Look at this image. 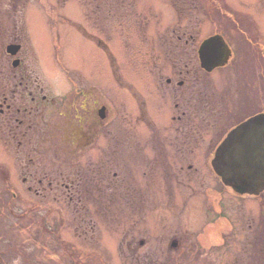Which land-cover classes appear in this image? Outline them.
<instances>
[{
    "label": "flooded vegetation",
    "instance_id": "1",
    "mask_svg": "<svg viewBox=\"0 0 264 264\" xmlns=\"http://www.w3.org/2000/svg\"><path fill=\"white\" fill-rule=\"evenodd\" d=\"M94 2L96 10L93 9L92 14L95 16L86 17V24L92 20L95 33L99 35V14L104 3L102 0ZM179 15L181 22L172 29L171 36L160 43V53L164 54L165 60L171 59L170 65L162 64V55L153 57L157 52L150 45L146 18L143 28H139L145 35L147 63H152L156 69L150 70L156 76L151 79V84H145L143 88L122 84L117 59L106 52L110 55L118 83L115 92L118 94L119 90L128 95L122 94L116 107L97 84L85 80L77 71L66 72V86H62L64 95H54L49 83L40 82L29 63L23 18L8 23L6 14L1 13L0 56H5L0 59V179L9 186L14 175L15 182L22 188L19 194L10 190L12 199H23L25 194L32 201L30 214L35 218L33 224L36 223V227L33 226L35 232L29 238L33 243L45 244V236L49 238L56 233L55 224L63 230L68 229L64 233L70 241L62 242H72V245L63 244L71 245L69 258L63 260L65 264L100 261L110 264L108 257L99 253L104 251V241L97 240L101 234L98 224L105 217L115 219V213L121 207L120 204L116 206L117 201L124 204L127 218L125 224L114 226L117 231L122 229L124 234L118 247L116 241L109 242L115 243L117 264H264L262 229L255 235H246L245 240L238 243L244 248L254 246L256 257L215 256L217 248L231 244L232 231L228 227L215 226L212 212L215 214L217 210L212 207L221 196H226L224 201H228L230 193L225 192L232 190L223 186L226 191L222 192L196 175L199 170L195 168L196 162L203 160L200 166L206 168L207 164L214 174L212 161L225 137L247 120L264 113L262 106L243 114L250 100L245 101L242 90L245 87L247 90L245 84H256L262 93V80L259 83L257 79L264 75V52L257 53L256 65L249 64L251 60L248 62L245 58L243 62L247 66L242 67L238 65L239 58L235 59V50L223 35H199L196 19ZM79 31L85 41L104 50L102 41L90 33L87 26L79 27ZM214 37H221L226 50L219 45L210 46L206 51L202 49L203 44ZM240 53L239 49V56ZM249 53L252 57V51ZM232 69L237 72L235 76L228 73ZM239 71L244 73L247 82L238 80ZM221 76H226V80L216 87L218 83L212 78ZM254 76L257 82L252 81ZM142 89L159 103L158 107H165L163 123L159 118L152 119V105L150 109L138 96ZM232 90L236 91L234 95L230 93ZM261 93L250 96L256 105L263 99ZM133 100L137 102L138 112L129 105ZM197 153L201 157L196 156ZM187 154L190 159L186 158ZM158 180L162 181L160 188L168 196L162 205L167 207L165 202L168 201L170 204L163 216L156 215ZM193 180L200 188H207L198 197L191 196L185 201L186 207L179 208V187L183 184L195 193ZM219 182L221 184L220 179ZM232 194L235 198L254 199L233 191ZM194 199L201 206L206 205L199 213L198 230L190 223L179 224L185 221L183 215ZM44 218L52 224L45 226L41 221ZM248 230L252 231L253 226H248ZM215 232L228 242L218 240ZM36 235L38 238L43 236V240L35 241ZM99 244L102 246L98 252L93 247ZM87 247L94 249L90 251L96 257L88 256ZM200 249L208 250L210 256L197 257ZM9 254L8 251L5 253L6 259L1 258L2 262H13V257L7 256Z\"/></svg>",
    "mask_w": 264,
    "mask_h": 264
},
{
    "label": "rangeland",
    "instance_id": "2",
    "mask_svg": "<svg viewBox=\"0 0 264 264\" xmlns=\"http://www.w3.org/2000/svg\"><path fill=\"white\" fill-rule=\"evenodd\" d=\"M102 1L104 4L99 14L101 17V24L98 35L95 33L96 31L94 29H96V27L92 20H88L90 23L86 24V17L95 16L92 14V10H96L94 0H0V17L1 13L6 14L8 19L5 18L7 20L6 22L10 23L14 19L17 21L19 18H23V28L26 34L25 41L28 43V53L31 59V61L29 59L28 61H30L29 63L32 64L36 70L40 82H43V84L49 83L53 94L56 96H62L65 93L62 86H66V72L77 71L85 80L97 84V86L103 90V94L111 99V101L113 100L112 103L117 107L123 95L126 93H121L119 90L118 94L115 92V87L118 83L114 78L113 63H111L110 55L106 52H109L117 59L116 64L120 66V68H118V74L121 77L122 84H129L141 88H143L145 84H151V79L154 80L153 78L156 76L151 74L150 70L154 71L156 69L152 63L151 65L147 63L149 61L146 56L147 45L142 29L145 18V23L148 26L147 31L150 37V45L152 44V49L157 52L153 57L158 58L159 55H162V64H171V59L169 60V58H167V60H165L166 57L164 54H161L162 52L160 53V43L164 41L163 38L170 37L172 29L176 28L181 22V20H179V13L192 17L194 20L196 19L199 35L207 36L208 34H220L224 36L226 41L229 40L230 46L235 50V59L239 58L238 65L242 67L247 66V63L243 62L245 58L248 62L249 59L252 61V63L250 61L249 64L256 65L257 59H259L257 53L262 54V52H264V0ZM15 12H18L17 15H15ZM82 26H87V30L90 33L92 32L95 36H98L102 41L104 50H99L94 44L83 39L81 36L82 33L79 31V27ZM140 26L142 27L141 30L139 29ZM245 39H247V41ZM1 48L2 41L0 40V52ZM239 49L241 50L240 56ZM250 51H252V57L250 56ZM4 56L5 55H3V57L0 56V59L4 58ZM117 65L116 67H118ZM262 65L264 66V55L262 56ZM228 73L234 76L237 74L233 69L228 70ZM238 74V80L241 83L248 81L244 73L242 75V72L239 71ZM225 80L226 76L212 78V81L218 83L215 84L216 87L222 86V81L224 82ZM257 80L259 83L262 80L260 83L262 93L259 91V86L256 84H245L248 85L247 90L246 87L242 89L245 91V101L248 102L250 100L243 114L247 111H253L254 109L258 110L262 108V106L264 107V75L263 78ZM257 80L255 76L252 78V81L257 82ZM235 92L234 90H232V92L230 91L233 95ZM239 92H241V89ZM239 92L236 94H239ZM259 92L263 99L261 102L258 101L256 105L253 99L251 100L250 96L252 94L257 96ZM127 96L126 94V97ZM138 96L147 103L150 109L152 105V119L159 118L163 123L165 117L163 112L165 107H158L159 103L151 99L143 89L138 93ZM255 99H257V97ZM129 105L131 108H136V112H138L137 102L135 100L129 103ZM230 107L233 109L232 105ZM142 137L144 138V135ZM197 155L201 157L199 153H197L196 156ZM210 155L211 154H209V156ZM185 156L187 159L191 158L189 154ZM198 162L195 164L196 167L194 166L199 170L196 175L205 179L207 183L208 181L210 184L213 183L217 189H221L222 192H225L226 190L223 188L222 183L220 184L219 178L211 172L209 166L205 164L204 167L206 168H203L200 166L203 160H201L200 163ZM179 165L185 166L186 163L185 165L179 163ZM192 173L193 172H191L190 175H192ZM183 174H186V172H183ZM11 180L8 186L0 179V254L7 248L13 249L14 247L17 250L14 249L15 251L7 255L13 257V262H3V264H65L63 260L67 261V257L69 258L70 247L72 245V242H62L70 241L66 238L64 233V231L68 229L63 230L58 227V224H55L54 229H56V233L54 230L55 234L51 235L49 238L45 236L46 242H50L49 245H47L46 242L45 244L39 243V241L33 243L29 238V236L35 232L33 226L36 227V223L33 224L35 218L30 214L32 212V201L28 200L29 197L25 194L23 195L25 196L23 199H12L10 190L13 189L14 192L19 194L22 186L15 182L14 175H12ZM160 182L162 181L158 180L157 186L155 187V196L159 205L156 215L163 216L165 215V211L170 209V204L168 201L165 202V205L168 204L167 207L162 205L163 200L168 198V196L161 190ZM195 183L194 181L193 188L196 190V194L193 193L191 189L184 187L183 184L179 187V208L186 207L184 203L185 201L187 202L191 196L198 197L206 190L207 187L202 189L199 184ZM228 192L230 193V196H228L229 200L224 201L226 196L219 197V201L216 202L215 207H212L214 210H217V212L215 214L212 212V216H214L213 220L216 221L215 226L219 225L220 227L230 228L232 231L231 244L226 243L224 247H219L220 249L217 248L215 250V256L256 257V248L253 245L252 248H244L243 245L240 246L238 243L244 241L246 235H255L260 229L264 232V194L257 199H253L244 197L235 198L232 191H226L225 193ZM45 205L47 206L48 204L45 203ZM118 205L121 207H118V213H115L116 216L114 220L111 216L108 218L105 217L98 224L101 228V234L98 235L97 240L104 241V251L99 252L102 246L100 244L93 247L97 248L100 254H103L101 256L108 257V262H110V264L118 263L114 242L116 241V247H118L124 235L121 229L122 227L119 228L121 229L120 231H117V228L115 230L114 226L116 224H125L127 219L125 217L126 211L123 207L124 204L122 205L117 201L116 206ZM205 206L206 205L201 206L198 200L194 199L190 201L185 215H183L185 221L179 224L184 226L186 223H190L193 225L194 229L198 230L201 224L199 213H201L200 211ZM45 208L46 207H44V209ZM104 208L106 209V202ZM218 213L221 214V217ZM40 215L43 217L42 212H40ZM38 218L39 214L37 219ZM41 221L45 226L46 224H52L46 220V218H44V221ZM41 221L39 219L38 224L41 225ZM166 222L168 221L166 220ZM148 223L151 224L152 220L149 219ZM250 225L253 226L252 231L248 230V226ZM39 231L42 232L41 229ZM195 233L197 234V232ZM216 235L218 240L228 242L227 239L219 237L218 233H216ZM36 240L42 241L43 236L38 238L36 235L35 241ZM110 241H114L112 245L109 243ZM63 244L71 245L66 247ZM228 245H230V247H228ZM67 248L68 250L65 251ZM87 249L89 250L88 256L96 257V254L90 251L94 249L91 247H87ZM227 249L231 251L227 252ZM18 250H21V252H18ZM196 256H210V252L203 249L201 251L200 249ZM3 257L5 260L6 257ZM95 264L106 263L100 261Z\"/></svg>",
    "mask_w": 264,
    "mask_h": 264
},
{
    "label": "water",
    "instance_id": "3",
    "mask_svg": "<svg viewBox=\"0 0 264 264\" xmlns=\"http://www.w3.org/2000/svg\"><path fill=\"white\" fill-rule=\"evenodd\" d=\"M220 40V37L211 38L202 49L219 45L226 50ZM212 167L222 183L237 193L259 196L264 192V114L229 133L217 149Z\"/></svg>",
    "mask_w": 264,
    "mask_h": 264
},
{
    "label": "trees",
    "instance_id": "4",
    "mask_svg": "<svg viewBox=\"0 0 264 264\" xmlns=\"http://www.w3.org/2000/svg\"><path fill=\"white\" fill-rule=\"evenodd\" d=\"M263 242H264V232H263ZM14 249H16V248H14V247H13V249H9V248H7L5 251H2V253L0 254V263H1V264H3L1 258H3V256H6V255H4V254L7 253V251H8V253H10V251H11V252H12V251H15Z\"/></svg>",
    "mask_w": 264,
    "mask_h": 264
}]
</instances>
